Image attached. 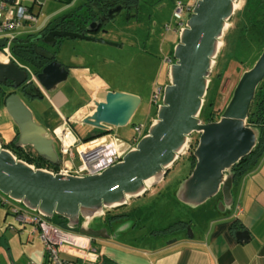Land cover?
I'll return each mask as SVG.
<instances>
[{"label":"water","instance_id":"water-1","mask_svg":"<svg viewBox=\"0 0 264 264\" xmlns=\"http://www.w3.org/2000/svg\"><path fill=\"white\" fill-rule=\"evenodd\" d=\"M5 1L16 4L17 0ZM239 1H196L174 48L175 61L170 64V81L164 86L157 118L122 161L96 174L54 173L35 168L0 143V191L48 219L60 215L67 219L69 229L78 228L91 237L108 236L106 228L97 229L89 222L162 182L186 151L190 136L198 135L193 151L196 164L179 187L177 196L183 203L198 206L221 192L220 209L231 206L234 202L233 168L259 141V130L248 125L247 119L256 90L264 80V50L255 65L242 74L219 120L204 122L200 114L223 38ZM121 13L122 8L111 7L104 24L116 21ZM44 35L43 31L39 32L35 41L41 39L54 47L58 38H79L121 46L87 31L51 30ZM5 43V39H0V52ZM35 50L46 61L37 72L41 87L29 81L25 68L14 61L0 59V83L13 90L5 99V111L18 127L16 147H31L49 163L61 165L55 139L35 120L23 96L41 98V91H52L66 81L72 71L56 59L55 52L38 46ZM140 105L138 95L102 89L94 100V112L76 119L108 131L114 126L127 125ZM151 179L149 186L147 182ZM236 235L241 241L251 236L248 230H239Z\"/></svg>","mask_w":264,"mask_h":264},{"label":"rangeland","instance_id":"rangeland-1","mask_svg":"<svg viewBox=\"0 0 264 264\" xmlns=\"http://www.w3.org/2000/svg\"><path fill=\"white\" fill-rule=\"evenodd\" d=\"M86 0H73L72 3H68L67 0H44L42 5L35 3L34 11L39 15V21L35 24L37 28L45 24V22L53 20L67 12L72 11L75 7H80ZM181 1L184 5H190L194 0H138L137 4L139 8L138 18L132 19V21H124L123 18L111 22L106 29V33H101L100 36L106 38L105 40L117 43L114 39H119L126 43L124 52L122 54L113 55V60L108 61L102 65H98L99 72L105 78L104 81L96 80L97 82L91 83L85 79V84L92 91L101 88V86L108 84L112 88H124L130 90H149L151 82L154 81V85L165 82L168 60L166 58L172 56L173 61L174 52H171V48L168 45L167 39L175 37L174 29L177 26V19L174 16V12L177 7V2ZM28 5L32 4V0H24ZM240 7L242 9L245 0H240ZM237 10V11H238ZM190 13L185 14V18L189 19ZM237 19H232L229 22V28L227 41L223 38V44L221 46V57L217 59L213 67L211 78L212 85L207 95V101L210 103L206 105L202 119H208L214 112V103L216 104L215 110L221 112L226 108L232 92L237 85L242 74L252 68L257 62L258 58L262 54L261 48L252 45L249 49L239 48L238 42L234 40L233 31L236 28ZM171 28L168 29L167 26ZM39 31V30H38ZM28 33L23 32L20 37L26 38ZM226 44V46H225ZM101 45L100 42L79 39V38H63L61 39L53 49L57 51L59 58H70L76 63L81 62H93L95 59H102L106 57V53H102L96 47ZM109 49H113L114 46H107ZM93 54V55H91ZM111 56V54L109 55ZM0 59L2 55H0ZM171 59V58H170ZM171 59V60H172ZM222 72L224 74L222 82H220L218 74ZM84 77V76H83ZM2 90L9 91V88L0 83V143L8 142L13 137H16L18 127L14 124L9 114L5 111V103L3 104ZM96 91V90H95ZM46 94L51 91H45ZM47 94V95H48ZM27 105L33 106L30 98L23 96ZM40 99L35 104V109L38 106L42 110H48L52 119H55L58 115L50 107L48 100ZM213 103V104H211ZM148 109L145 114H139L135 112L131 121L125 126H114L111 131L114 135L121 137L122 139L132 141L135 134L134 124L143 123L146 126L150 123L149 116L155 115L157 111V105L148 103ZM140 107V106H139ZM31 108V107H30ZM37 111V110H36ZM34 112V111H33ZM141 115V116H140ZM35 120L39 123H43L39 115H35ZM89 125L81 122L74 123V127L77 135L87 136ZM196 136V135H194ZM189 150L185 154L181 155L177 160L175 166L171 167L162 182L154 185L151 189L156 190L154 192H148L143 195L132 205L130 211H127L129 216L124 218L123 221L117 223L112 227L116 236L120 237V232L123 230H129L128 237L122 238L127 244L132 247L151 249L154 248L153 235L161 233L159 239L161 244H168L169 242L177 239L179 233L185 232V235L191 236L194 234L196 227L195 221H198V230L203 228L206 214L202 211L206 208L205 205L212 204L216 201V197L209 199L205 203L193 206L183 203L179 200L177 192L182 182H184L186 176H188L192 167V156ZM75 163L79 164L78 157L75 159ZM254 167H251L250 172ZM156 187V188H155ZM150 189V191H152ZM0 194L8 197L0 191ZM10 204H16L22 208L25 206L22 203L13 201L9 198ZM10 204H0V264H29L28 257L24 255V263H14V260L10 256V250L7 247L6 238L12 233L17 234L18 228L22 225L14 216L9 215ZM121 210V209H120ZM192 219H194L192 221ZM197 219V220H196ZM180 220H191L186 225L184 231L179 232V226H181ZM95 225V224H92ZM172 225V226H171ZM176 226L178 228H176ZM13 227L15 229H13ZM172 228V230H169ZM130 230H132L130 234ZM178 231V232H177ZM5 234V235H4ZM130 234V235H129ZM6 236V238H5ZM39 237V236H38ZM37 237V238H38ZM25 240L23 241V243ZM23 243L16 240L12 246L13 254H20L23 250ZM16 250V251H15ZM15 260H18L14 257ZM35 261V260H34ZM33 261V262H34ZM37 262V260H36ZM77 264H80L76 262ZM75 263V264H76Z\"/></svg>","mask_w":264,"mask_h":264},{"label":"crops","instance_id":"crops-1","mask_svg":"<svg viewBox=\"0 0 264 264\" xmlns=\"http://www.w3.org/2000/svg\"><path fill=\"white\" fill-rule=\"evenodd\" d=\"M47 22H45V24ZM45 24L39 27L36 32L42 29ZM175 33V37L167 39L171 52H174V48L179 42L180 34L177 32ZM99 37L104 38L103 36ZM114 40L121 46H114L112 47L113 49H109L107 46L112 45L100 42L101 45L96 47V49L102 53L105 52L108 56L103 57L101 60L96 58L93 62L86 61L76 63L71 58L69 60L66 58H59L57 56L58 52H55L56 59L72 71L69 73L67 80L53 89L51 91L52 94L47 93V95L45 91H41V98L26 96L31 99L32 104L34 103L33 106L30 105L31 109L34 111L35 115H39L43 121L42 125L49 130L52 137L53 130L61 126L64 122H70L75 129L74 123L80 122L76 119L77 117H86L92 114L95 109L94 100L102 89L128 92L138 95L141 98V105L136 111V114L142 108V111L140 112L142 116H140L143 117V114H145V111L148 109V103H152V96L155 88L157 86L164 87L169 83L171 63L168 59H172V56L166 58V61L168 60L167 62L169 64L165 82L154 85L155 83L153 81L150 84L149 90L112 88L109 87L108 84L101 86L99 90L95 89L96 91L89 89L85 84V79L89 80L91 83L97 82V79L102 81L105 79L99 72L98 65L106 67L104 64L108 61H114L113 55L122 54V52H124L126 43L119 39ZM110 54L111 56H109ZM45 96V100H48L50 107L52 108L50 110L54 111L56 115L58 113L55 119L50 117L49 109L42 110L38 106L35 109L34 105L37 104V101L40 99L43 100ZM157 112L158 105L156 114H150L151 116L148 118L150 123L146 126L147 129L152 121L157 118ZM136 124L143 123H135L134 125ZM87 130L88 134L92 133L94 127L88 126ZM69 137L71 140L74 139L72 135H69ZM78 137L81 140L84 138L79 135ZM11 139H13V137ZM56 143L59 149V144L57 141ZM175 164L176 163H174L173 166H175ZM191 171L192 167L190 172ZM154 191L156 190H148L145 194L130 199L127 204L108 210L107 215L105 214L95 218L94 221L92 220L89 222L90 225L95 224L92 226L97 229H107L108 236L92 237L91 240L92 249H96L98 253L97 262L105 261L110 264H264V155L258 166L243 175L235 184L233 188L234 202L231 206L225 207L223 210L220 209L219 203L223 199L221 192L217 195L218 197H216L214 203L209 204L208 206L205 205L206 208L202 209L204 214H206V217L204 218V226L198 230L197 225L199 220L196 219L197 221H195L194 225L196 228L193 232V236H187L185 235V232H181L184 231L183 229H186L187 223L189 221L191 222V220H180L183 221L184 224L179 226V232L181 233H179L177 239L168 244H161L159 239L161 233H158L153 235V241L155 243L154 248L142 249L132 247L130 244H127L125 240H122L124 237L123 234H125V237H128L129 230L121 231L119 237L115 235L112 227L129 216L127 211L131 210L130 208H132V205L137 199L146 195L148 192ZM239 206L242 209L241 212L238 211ZM8 213L9 215L14 216L10 211ZM193 220L194 219H192V221ZM176 228L178 227L176 226ZM13 229L15 228L13 227ZM169 230H172V228H169ZM239 230H248L251 235L250 238L241 241L236 235ZM18 231L17 234H10L9 238H6L5 236L8 244L7 247L10 250L9 253L14 260V263H24L25 260L23 257L26 255L29 261L31 260V263L29 264H52L48 261L45 246L40 234L34 230L32 225L22 223V225L19 226ZM131 232L132 230H130V234ZM16 240H19L22 243L25 240L21 252L23 254L22 257H20V254H13L12 246ZM62 255L63 257L74 261V263L94 264L93 262L86 261L80 253L77 255L63 253ZM14 257L18 260H15Z\"/></svg>","mask_w":264,"mask_h":264},{"label":"built area","instance_id":"built-area-1","mask_svg":"<svg viewBox=\"0 0 264 264\" xmlns=\"http://www.w3.org/2000/svg\"><path fill=\"white\" fill-rule=\"evenodd\" d=\"M196 1L194 0V3L190 5H184L181 1L177 2L174 12V16L177 19L175 32L180 34L186 26L188 19L185 18V14L192 12ZM35 3L42 5L43 2L41 0H32V4L28 5L24 0H17L16 4H9L5 0H0V39L3 38L6 41L5 45L1 48L0 55H2L4 61H14L20 67L25 68L29 73V81L41 87L37 72L30 66L20 62L12 50L14 43L23 32L32 33L38 29L35 26L39 21V15L34 11ZM167 28L170 29L171 26L168 25ZM168 60L171 62V59ZM163 91V86L155 88L152 96L153 104L159 105L162 102ZM60 127L61 131L59 132ZM134 130L135 134L132 141L119 138L110 132L111 129L106 134L97 136L92 140L83 141L79 139L70 122L66 121L53 130V137L59 144L61 165L57 168L50 166H43L41 168L54 173L81 176L100 173L122 161L123 157L136 147L148 129L145 124H136L134 125ZM69 135H72L74 139L71 140ZM194 139V135L190 136L186 151L190 149ZM81 145L84 146L83 149L80 148ZM14 155L18 158L15 153ZM76 157L80 160L79 164L75 163ZM32 165L35 168L38 167L33 163ZM0 204H10L9 197L0 194ZM241 210L239 206L238 211L241 212ZM9 211L19 222L32 225L34 230L40 234L50 263L75 264L74 261L63 257V253L72 255L80 253L86 261L97 262L98 253L96 249H92L91 247V236L63 228L42 214L31 211L26 207L22 208L16 204H12Z\"/></svg>","mask_w":264,"mask_h":264},{"label":"trees","instance_id":"trees-1","mask_svg":"<svg viewBox=\"0 0 264 264\" xmlns=\"http://www.w3.org/2000/svg\"><path fill=\"white\" fill-rule=\"evenodd\" d=\"M67 1L68 3L73 2V0H67ZM82 14L83 15H79V16L84 18V13ZM235 18L237 19V23H236V28L233 31V36H234V40L238 42L239 48L247 50L252 45L256 44V46L261 48V52H262L264 50V0H245L242 9L238 10L235 13V15L232 17V19ZM229 33H232V31ZM228 34L227 33L225 34L224 37L225 42L227 41ZM38 35L39 32L37 31V32L28 33L26 38L19 37L12 47L13 54L16 56V58L20 62L30 66L35 72H39L46 62L45 59L42 56H40L35 50V45H36L35 37H37ZM222 51H220L217 57V65H218V59L221 57ZM223 76L224 74L222 72L218 74L217 77H219L220 82H222ZM211 85H212V79L209 84L207 95L209 94ZM8 95L9 92L6 93L4 90H2L3 104L5 103V99ZM209 104L210 103L207 101V96H206L204 106L200 114L201 119L205 106ZM213 105H214V112L208 119L206 120L202 119L204 122L219 120L220 116L222 115L224 110H222L221 112H217L215 110L216 104L214 103ZM247 123L248 125L255 127L259 130L260 132L259 141L256 147L253 149V151L249 155L242 158L234 166L233 168V172L235 173L234 186L243 175L248 173V170L251 167L256 168L258 166L261 158L264 155V80L259 84L256 90V95L250 108ZM107 132H108L107 130L94 128V131L92 133H89L86 137H84L83 141L92 140L97 136L106 134ZM17 139H18V132L15 138L11 139L8 142H2V146L13 151L18 156V158L23 159L31 164L33 163L38 167L50 166L57 168L59 166L49 163L41 156H39L37 153L32 152L30 149L21 148V150H17L16 149ZM197 142H198V135L195 136V139L192 142L189 149V152L193 160L192 169L196 164V158L193 154V151L197 145ZM105 214L106 215L108 214V210L106 211ZM50 220L53 221L55 224L62 226L63 228H68L67 219L61 217L60 215L56 214ZM180 222L182 223L181 225L184 224L183 221ZM73 230L79 231L78 228ZM101 263H105V261L96 262L94 264H101Z\"/></svg>","mask_w":264,"mask_h":264},{"label":"flooded vegetation","instance_id":"flooded-vegetation-1","mask_svg":"<svg viewBox=\"0 0 264 264\" xmlns=\"http://www.w3.org/2000/svg\"><path fill=\"white\" fill-rule=\"evenodd\" d=\"M137 2L138 0H86L80 7H75L72 11L48 21L38 32L43 31L45 35H47L51 30L87 31L88 34L99 37L101 33H106L107 26L112 22L107 21L104 24L106 20L105 15L111 7L117 6L122 8V13L118 19L123 18L124 21L129 22L139 17V13L137 12L139 6ZM82 13H84V18L79 16L83 15ZM92 22L94 25H91ZM61 39L63 38H58L57 43ZM35 42V47L38 46L57 52L52 46L45 44L41 39ZM8 88L9 91L6 92L13 91L12 88ZM16 149L21 150V148L18 147H16ZM24 149H30L32 152H35L31 147Z\"/></svg>","mask_w":264,"mask_h":264},{"label":"bare ground","instance_id":"bare-ground-1","mask_svg":"<svg viewBox=\"0 0 264 264\" xmlns=\"http://www.w3.org/2000/svg\"><path fill=\"white\" fill-rule=\"evenodd\" d=\"M235 7H236L237 10H238V8L240 7V3H237V4L235 5ZM237 10H236V12H237ZM172 61H173V60H171V62H172ZM171 62H170V63H171ZM60 128H61V127H60ZM60 131H61V129H59V132H60ZM187 147H188V145H187ZM80 148L83 149L84 146L81 145ZM186 149H187V148H186ZM186 149H185V150H186ZM185 150H184V151H185ZM185 153H186V151L184 152V154H185ZM175 163H176V162H175ZM152 182H153V179L149 180L147 183H148L149 186H151V183H152ZM152 187H153V186H152ZM120 207H121V206H120ZM71 230H73V229H71ZM95 263H96V262H95Z\"/></svg>","mask_w":264,"mask_h":264}]
</instances>
